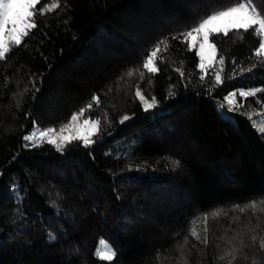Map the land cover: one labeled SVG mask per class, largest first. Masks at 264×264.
I'll return each instance as SVG.
<instances>
[{
    "label": "trees",
    "instance_id": "16d2710c",
    "mask_svg": "<svg viewBox=\"0 0 264 264\" xmlns=\"http://www.w3.org/2000/svg\"><path fill=\"white\" fill-rule=\"evenodd\" d=\"M53 2L0 59V264H264V134L253 126L264 92L237 96V111L219 109L234 89H264L257 38L252 30L210 37L216 61L225 58L219 86V63L202 72L195 49L171 39L231 0L37 7ZM165 37L159 71L148 73L144 54ZM137 86L156 107L143 109ZM89 103L83 119L100 120L91 145L72 141L59 152L23 139L35 127L58 130ZM100 238L113 261L96 257Z\"/></svg>",
    "mask_w": 264,
    "mask_h": 264
},
{
    "label": "snow or ice",
    "instance_id": "6c2138e0",
    "mask_svg": "<svg viewBox=\"0 0 264 264\" xmlns=\"http://www.w3.org/2000/svg\"><path fill=\"white\" fill-rule=\"evenodd\" d=\"M40 3L41 0H0V59H5L11 47L21 45L31 30L37 27L35 21L37 14L43 15L58 7V4L53 2L44 3L42 7L38 8L37 6ZM233 30L237 32L240 30L244 32L252 30L258 43V47L255 49V55L257 58L264 57V9L258 8L254 0H231L228 5L203 14L187 30L180 33V36H173L171 39L176 40L182 37V43L185 44L187 49H195V54L199 57L200 61L198 67L202 72L212 68L213 62L219 63L221 68L215 71V86H219L223 82L222 72L225 58L221 56L216 61L217 49L216 45L210 42V37L216 34L226 36ZM161 45H163V48ZM169 47V38L165 37L158 41L150 51H146L142 63L143 69L147 70L148 73H157L159 69L156 63L160 59L159 54L162 51H167ZM248 70L251 71V69ZM127 75L129 77L133 76V70H129ZM180 75L183 78L184 73L181 72ZM140 77L143 79V71L140 72ZM203 80L204 76H201V81ZM213 90L214 88L209 89L210 92ZM260 92H264V89L253 88L249 91L241 90L230 93L225 97L229 112L237 111L243 106L237 102V96L246 100L248 97L256 96ZM135 96L139 99L145 111H149L158 104L155 96H152L150 100L146 99L139 86H137ZM91 101L95 102L96 105L100 103L99 98L95 94L91 97ZM257 102L261 104V107H264V102ZM91 107L92 104L89 103L87 108L81 107L78 112H73L68 121L62 123L58 130L53 127H35L32 133L25 135L23 139L30 142L32 146H39L46 142L53 145L59 152H63L66 145L72 141H81L87 147L95 142L92 137L98 132L100 126V120L98 118L83 119V114ZM223 107L224 104L221 103L219 109H223ZM241 114L249 115L248 113ZM220 115L224 119H230L227 113L223 111L220 112ZM261 117L259 122L253 121V126L257 127L258 131L264 134V114H261ZM128 119L130 117L124 115L120 118V122L123 123ZM248 207L256 209L257 205L252 203ZM260 210L264 211V208ZM240 211H244V209L242 208ZM219 214L217 211L212 215L215 217ZM193 224L195 225V221ZM205 232H207V217H205ZM190 234L194 238L199 239L195 227L190 229ZM50 239H55V237L50 235ZM255 239L256 237H253V241ZM205 243H207V236H205ZM260 244L261 248L264 249V238L261 239ZM95 255L100 260L111 262L114 260L116 253L111 245L101 240L96 248ZM227 255H232V253H227ZM232 258L235 259V256L233 255ZM253 264H260V262L254 261Z\"/></svg>",
    "mask_w": 264,
    "mask_h": 264
},
{
    "label": "built area",
    "instance_id": "2783aa9c",
    "mask_svg": "<svg viewBox=\"0 0 264 264\" xmlns=\"http://www.w3.org/2000/svg\"><path fill=\"white\" fill-rule=\"evenodd\" d=\"M241 90L246 91V90H244V89H234L232 92H229L226 96H228L230 93H233V92H239V91H241ZM226 96H225V97H226ZM236 100H237V97H236ZM237 102H238V100H237ZM221 103H223V104H224V107L228 109L227 101H226L225 98H223V99L221 100ZM238 103H239V102H238Z\"/></svg>",
    "mask_w": 264,
    "mask_h": 264
},
{
    "label": "rangeland",
    "instance_id": "374dc122",
    "mask_svg": "<svg viewBox=\"0 0 264 264\" xmlns=\"http://www.w3.org/2000/svg\"><path fill=\"white\" fill-rule=\"evenodd\" d=\"M211 42V41H210ZM199 57H198V65H199ZM101 240H104L105 242H107V240H105L104 238H100L99 240H98V244H99V242L101 241ZM108 243V242H107ZM98 244H97V246H98Z\"/></svg>",
    "mask_w": 264,
    "mask_h": 264
}]
</instances>
